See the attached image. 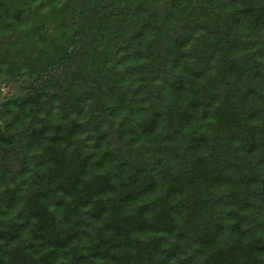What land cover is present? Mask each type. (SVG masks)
<instances>
[{"label": "trees", "instance_id": "16d2710c", "mask_svg": "<svg viewBox=\"0 0 264 264\" xmlns=\"http://www.w3.org/2000/svg\"><path fill=\"white\" fill-rule=\"evenodd\" d=\"M0 264H264V0H0Z\"/></svg>", "mask_w": 264, "mask_h": 264}]
</instances>
